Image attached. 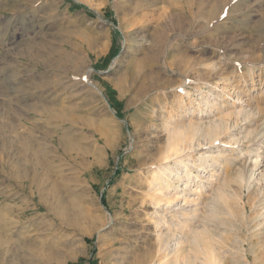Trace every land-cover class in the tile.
<instances>
[{"label": "rangeland", "instance_id": "1", "mask_svg": "<svg viewBox=\"0 0 264 264\" xmlns=\"http://www.w3.org/2000/svg\"><path fill=\"white\" fill-rule=\"evenodd\" d=\"M30 45L42 49L40 63L26 60ZM3 64L18 75L3 71L0 80L16 89L24 82L34 95L16 102L0 86V105L20 109L0 108V121L15 127L0 130V207L10 205L7 218L17 222L1 231L9 243H0V264H158V235L185 241L181 257L202 258L204 245L193 246L186 228L166 225L191 213V229L207 231L202 243L221 264H264V0H0V71ZM31 103L51 118L24 110ZM219 120L228 129L214 144L200 138L181 155L198 175L189 187L201 193L187 188L169 210L155 206L149 177L167 129ZM65 130L83 138L63 155ZM205 154L219 157L194 169ZM255 159L256 178L240 187L238 170ZM177 168L173 178L184 171ZM8 169L13 178L29 171L24 185L7 179ZM223 190L238 223L223 212ZM179 208L185 216L176 218Z\"/></svg>", "mask_w": 264, "mask_h": 264}, {"label": "bare ground", "instance_id": "2", "mask_svg": "<svg viewBox=\"0 0 264 264\" xmlns=\"http://www.w3.org/2000/svg\"><path fill=\"white\" fill-rule=\"evenodd\" d=\"M220 5V4H219ZM215 7H218V6H216L215 5ZM222 8V7H221ZM215 8H213V10H214ZM217 9V8H216ZM221 10V9H220ZM215 12V11H214ZM212 15V14H211ZM213 18H214V16H213ZM36 45V44H35ZM38 45H40V44H38ZM31 48V45L28 47V49H26L25 51H24V55H25V57L27 58H25L26 60H33V61H36V63H40V58L42 57L41 56V54H39L40 53V50H42V49H37V47L35 48L36 50H35V52L34 51H32V49H30ZM42 52V51H41ZM29 58V59H28ZM32 58V59H31ZM9 63V62H8ZM10 64V63H9ZM4 66L3 67H1V71L0 72H3V75L5 76L6 75V73L7 72H10V74L12 75V76H17L18 75V70L16 69L17 67L16 66H13V67H9L8 65H6V64H3ZM4 81H6V82H4ZM13 82H11V81H8V79H2V80H0V86H8V88H10V92H12V94H17V99H15V101L17 102V100L18 101H22V100H25L26 98L28 99V97H31L32 98V96L34 95H31L30 96V94L31 93H29V92H27V90L25 89V87H26V85H25V83L23 82V83H21V86H20V88H18V89H16L14 86H13V84H12ZM17 85V84H16ZM43 85V84H42ZM47 85V84H46ZM12 86V87H11ZM45 86V85H44ZM22 88H24V90L22 89ZM39 90H41V88L39 89ZM8 91V90H7ZM43 92V91H42ZM4 95H2V96H8V93H3ZM226 94V96L227 97H230V94L229 93H225ZM185 95H186V97H190V93L189 92H186L185 93ZM18 96H21V97H18ZM202 97V96H201ZM204 98L202 97V98H200V100H203ZM206 99V98H205ZM31 100H34V99H31ZM26 101V100H25ZM19 103V102H18ZM11 104V103H10ZM10 104H6V105H8V106H6V105H4V108H3V106H1L0 105V108L2 107L3 109H5V106L7 107V109H6V112H9L10 113V111H11V113L13 112V113H16L17 112V109H19L18 107H15L16 106V104L14 103V108H12V106H9ZM11 105H13V104H11ZM18 106V105H17ZM28 110V111H30V112H32V113H35V115L37 116V114L36 113H41V114H38V115H40V116H45V117H48V118H51V116H52V114H44V113H46L47 111H49V110H47L46 109V106H44V107H42V106H40V105H37V104H28L25 108H24V110ZM0 112H1V110H0ZM4 112V111H3ZM18 112H20V109H19V111ZM24 112V111H23ZM6 114V115H13L14 117V119L13 120H15V118L17 117V116H19V114ZM239 113V115H240V113H241V111L240 112H238ZM238 115V116H239ZM244 115V114H243ZM60 116V117H59ZM237 116V115H236ZM0 117H3V120L5 119V117L6 116H2V114L0 113ZM20 117V116H19ZM18 117V118H19ZM58 117H59V119L62 121V124H65L66 122H68V123H73L74 121V119L71 117V116H64V115H62V114H56V116H55V120H59L58 119ZM7 118V117H6ZM1 120H2V118H0ZM6 120H10V119H6ZM5 122V121H4ZM4 122H2V121H0V130H5L6 128H10V129H12V130H14L15 129V127H14V125H13V123H12V121L10 120V124H7V123H4ZM238 123H237V121H236V123H235V125H237ZM22 125H23V123H22ZM6 126H8V127H6ZM18 126V125H17ZM237 127V126H236ZM227 125H226V121L224 122V121H221V120H219L218 122H214V123H211V124H208V125H206V126H204V127H202V126H200V125H198V124H189L187 127H184V126H175L174 128H168L167 130H168V138H167V142H166V146H165V152H163V155L161 156V158L159 159V164H157V165H155L154 167H153V171L151 172V175H150V177H149V183L150 184H155L156 186H155V193H154V196H153V199H154V201H153V204L155 205V206H159V207H165V209L164 210H169L170 208H172L171 207V205L172 204H175L174 202H177L178 200H179V198H180V196H181V194H182V192H184L185 191V189H187V188H189L190 190H192L193 191V193H195V194H197V195H199L200 193H201V189H203L204 187L203 186H200L201 187V189H199V190H197V189H191L190 187H189V184H190V182H193L194 180V178H197L198 177V175H196V174H194V172L193 171H191L189 168V166H188V164L190 163L189 162V160L188 159H186V158H181V155L182 154H184V152H187V151H189L190 149L192 150V148L194 149V147H195V143H196V148L198 149V147L200 148V146H202V142H200L199 141V139L200 138H202V139H204V140H202V141H206L208 144H214L218 139H219V137L223 134V133H225L226 131H227ZM11 130V131H12ZM83 137L80 135H76V136H72V133H71V131L69 132V131H66L65 130V132L64 133H62V137H61V139H60V146H61V149H62V151H63V155H65V154H68V152H71V151H74V149H75V143L76 142H79L81 139H82ZM85 139H88V137L86 136V138ZM21 141V140H20ZM206 143V144H207ZM235 143H236V141H235ZM238 144L239 143H241L240 141L239 142H237ZM204 144V143H203ZM205 145V144H204ZM25 146V145H24ZM239 146H240V144H239ZM242 146V145H241ZM91 147H92V149H93V151H95V152H98V150H97V148L92 144L91 145ZM89 148V147H88ZM25 150V149H27V148H22V150ZM30 144H29V151H30ZM33 149V148H32ZM31 149V150H32ZM35 149V148H34ZM33 149V150H34ZM27 151H28V149L27 150H25L24 152H23V154H26L27 153ZM35 151H38V150H35ZM253 153H256L257 154V152H258V148H256V149H254V151H252ZM29 153H32L31 154V156H32V158L34 157L35 159H36V162H37V164L38 165H42L43 164V162H45L44 161V159H42L41 157L43 156H39V155H41L39 152H29ZM241 153V155L243 156L244 155V152L243 151H241L240 152ZM42 154H44V153H42ZM187 156V155H186ZM241 156V157H242ZM245 156V155H244ZM29 157V156H28ZM27 157V158H28ZM217 157H219L218 155H213V154H205V155H200V157H199V159H198V163H195V162H192L193 164V167H194V169H200L201 167H204V169L205 168H208V167H210V165H206V166H203L204 165V162H209V160L210 159H212V160H214V158H217ZM240 157V158H241ZM31 158V157H30ZM43 158H45V157H43ZM210 158V159H209ZM46 159V158H45ZM172 162V164H173V166L172 167H170L169 166V164ZM258 160L257 159H255L254 161H253V164L251 165V168L250 169H245V167H242V168H240L239 170H238V172H237V176H236V178H235V182H237L238 183V185L240 186V187H242V185H247V187H249V186H251V184L253 183V181H254V179L256 178L255 176H254V169L257 167V165H258ZM44 164H46V163H44ZM8 165V164H7ZM177 166H182L183 168H184V171L181 173V171H180V173H176V176H175V178H173L172 177V174H174V171H177ZM191 166V165H190ZM192 167V168H193ZM3 172H5V174L4 175H7L8 174V177H7V179H17L16 181H17V183H22L23 185H24V183H25V181H24V177L27 175V173L29 172H27L26 174H25V176H18V177H15V178H13V176L11 175L12 173L10 172V170L8 169V170H5V171H3ZM38 173H36V175H37ZM262 174H264V172H262V173H260V175H262ZM35 175V177H37V179L38 178H41V177H39L38 175L36 176ZM264 176V175H263ZM255 177V178H254ZM29 179H31V178H29ZM32 180V182L34 181V179H31ZM264 180V179H263ZM29 182H30V180H28ZM39 181V180H38ZM37 181V182H38ZM47 181V180H46ZM34 183L33 182V184L34 185H36V187H38L39 189H41L43 186L42 185H40L39 183ZM40 182V181H39ZM42 182V181H41ZM40 182V183H41ZM44 182V181H43ZM42 182V183H43ZM180 182H183L181 185H183L184 187L182 188L181 187V189L179 188V186L178 187H176V189L174 190V192H172V191H170V189H171V187L175 184V183H180ZM30 185H31V183H29ZM44 184V183H43ZM57 185V184H56ZM33 186V185H32ZM40 186H41V188H40ZM31 187V186H30ZM225 187H227V186H225ZM37 188V189H38ZM46 188V187H45ZM222 189H224V190H226L225 188H221V190ZM224 190H223V192L222 193H219V195H217L216 194V196H218V198L219 199H223V205H224V207H225V209H223L224 211V214H228V215H230L232 218H234V220H236V216H235V213H238V212H240V210H238V212L236 211V212H234L233 211V207H230V205H229V202L230 201H228V199H230V198H233L232 196H226V194H225V192H224ZM39 191V190H38ZM182 191V192H181ZM191 191V192H192ZM197 193H196V192ZM42 192V191H41ZM215 192V191H214ZM39 193H40V191H39ZM43 193V192H42ZM227 194H229V192L227 193ZM232 194H233V192H232ZM237 194V193H236ZM256 194H258V193H256ZM42 195V194H41ZM259 195V194H258ZM235 197H236V195H235ZM254 197H255V195H254ZM256 197H258L257 195H256ZM262 197V196H261ZM250 198V197H249ZM251 198H253V197H251ZM258 198H260V197H258ZM257 198V199H258ZM183 202L185 203H192V201H188L187 202V199L186 198H183ZM240 201V196L238 195L237 196V198H236V201ZM250 200V199H249ZM248 200V201H249ZM252 200V199H251ZM250 200V202H254V201H251ZM253 200H255L254 198H253ZM235 201V202H236ZM256 201V200H255ZM257 201H259V200H257ZM249 202V203H250ZM239 203V202H238ZM248 203V204H249ZM10 204V203H9ZM12 205V204H11ZM172 206H174V205H172ZM248 206V205H247ZM242 207V206H241ZM10 208V205H4V206H2V208L0 207V232L1 231H4V230H8V229H10L11 230V226L12 225H14V224H16L17 222L16 221H9V219L7 218V213L8 212H6V209H7V211H10V210H12V207H11V209L10 210H8ZM20 208V207H19ZM18 209V208H17ZM236 209V208H235ZM242 211H241V213H239V214H241V223H242V225L241 226H245V223H246V213L244 212V207H242V208H240ZM179 210V212H180V214H177L178 216H176V218H178L179 216H182V217H184L185 216V214H184V212H183V209H181V208H179L178 209ZM193 211V210H192ZM176 212V211H175ZM11 213V212H10ZM189 213H191V212H189ZM188 213V214H189ZM239 214L237 215L238 217H239ZM187 215V214H186ZM190 215V214H189ZM259 215H261V214H259ZM23 216V215H22ZM172 216H174V215H172ZM185 217H187V220H185V221H179V222H175V221H173L172 220V222L170 221V223H166V225L168 226V228H169V226H172L173 225V227H175V228H177V227H179V226H181L182 227V229H185L186 228V230L187 231H189V233H190V235H191V240L189 241V242H191V243H193L194 245L193 246H196V248L198 247L199 248V251H200V248H202V246H203V248L202 249H204V251H203V257L202 258H196L195 256V258L193 257V258H188L189 256L188 255H184V256H188V257H181L180 255H181V253H180V251H181V247H182V245L184 244V242L185 241H181V238L180 237H176V239H173V240H168V238H166V237H164V236H159L158 235V239H157V251L158 252H161L162 253V255L160 256V261L158 262V264H221V259H218L219 257H216V256H214L215 254L213 253V251H214V249L215 248H213V246L211 247V245H213L212 243H211V241H209L208 240V242H210L211 243V245L210 246H208L207 247V245L205 244L206 243V241H207V238L205 237V238H203L204 236H205V233L207 232V231H205V229H203V230H201V231H198V230H193V229H191V226L189 225V223L194 219V214H192L191 213V215L189 216V218H188V216H185ZM236 217V218H235ZM260 217V216H259ZM175 218V217H174ZM181 218V217H180ZM180 218L179 219H174V220H180ZM186 219V218H185ZM238 220H239V218H237ZM252 219V218H251ZM238 220H236L237 221V223H238ZM20 221V220H19ZM248 221V220H247ZM168 222V221H167ZM175 222V223H174ZM157 224H158V221L156 222ZM249 223V222H248ZM157 224H156V226H155V228L157 227ZM259 225V224H258ZM260 225H263L262 223L260 224ZM10 227V228H9ZM188 227V228H187ZM240 227V226H239ZM246 227H248V226H246ZM245 227V228H246ZM253 229H254V227H253ZM10 230H8V231H10ZM245 230V229H244ZM12 231V230H11ZM191 231V232H190ZM261 231V230H260ZM247 232V231H246ZM4 233V232H3ZM2 232L0 233V243H3V244H7V243H9V242H7L4 238H3V234ZM7 232H5L4 234H6ZM13 233V232H12ZM8 234V233H7ZM264 234V233H263ZM11 235V234H10ZM214 235V234H213ZM6 236V235H5ZM13 236V235H12ZM16 236V235H15ZM21 236V235H20ZM203 236V237H202ZM219 236V235H218ZM22 237V236H21ZM260 238H262V237H260ZM259 238V239H260ZM9 239V238H8ZM204 239V240H203ZM215 239V238H214ZM220 239V238H219ZM237 239V238H236ZM202 240L205 242L204 244L202 243ZM264 240V239H263ZM24 241V240H23ZM30 241V240H29ZM199 241H201L200 243H198ZM236 241V240H235ZM11 242V241H10ZM24 242H27L26 240L24 241ZM12 243V242H11ZM209 243V244H210ZM214 243V242H213ZM217 243V242H216ZM240 243V242H239ZM14 244V243H13ZM201 244H202V246H201ZM208 244V245H209ZM1 245V244H0ZM17 245V244H16ZM206 245V246H205ZM218 245V244H217ZM4 246V245H3ZM7 246V245H6ZM220 246V245H219ZM221 246H223V245H221ZM238 246V245H237ZM240 246V245H239ZM264 246V245H263ZM16 247V246H15ZM34 247V246H33ZM40 247V246H39ZM210 247V248H209ZM21 248V247H20ZM23 248V247H22ZM206 248H209V250L208 249H206ZM24 249V248H23ZM201 249V250H202ZM209 251V253H207V251ZM241 249V248H240ZM263 249V248H262ZM17 250V249H16ZM219 251V250H218ZM222 251V250H221ZM11 252V251H10ZM24 252V251H23ZM201 252V251H200ZM18 253H20V252H18ZM28 253V252H27ZM29 255H30V257L32 258V253H28ZM51 254H53L52 252H51ZM214 254V255H213ZM242 254V253H241ZM22 255V254H21ZM24 255H26V254H24ZM23 255V256H24ZM49 256V255H48ZM52 256H54V255H52ZM51 256V257H52ZM22 257V256H21ZM46 257V256H45ZM181 257V258H180ZM236 257V256H235ZM237 257H239V256H237ZM25 259V258H24ZM46 259H48V258H46ZM45 259V260H46ZM192 259V260H191ZM242 260H243V258H241ZM240 260V259H239ZM255 260V259H254ZM27 261V260H26ZM50 261V260H49ZM27 263V262H26ZM29 263V262H28ZM8 264V263H7ZM11 264H13V263H11ZM237 264V263H236Z\"/></svg>", "mask_w": 264, "mask_h": 264}, {"label": "trees", "instance_id": "3", "mask_svg": "<svg viewBox=\"0 0 264 264\" xmlns=\"http://www.w3.org/2000/svg\"><path fill=\"white\" fill-rule=\"evenodd\" d=\"M85 241L89 242V240H88V239H85Z\"/></svg>", "mask_w": 264, "mask_h": 264}]
</instances>
